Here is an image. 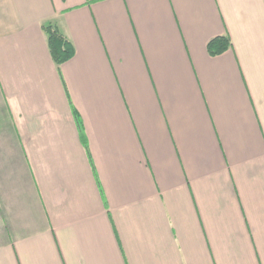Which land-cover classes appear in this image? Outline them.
<instances>
[{"label":"crops","instance_id":"0c3cea01","mask_svg":"<svg viewBox=\"0 0 264 264\" xmlns=\"http://www.w3.org/2000/svg\"><path fill=\"white\" fill-rule=\"evenodd\" d=\"M0 264H264V0H0Z\"/></svg>","mask_w":264,"mask_h":264},{"label":"trees","instance_id":"16d2710c","mask_svg":"<svg viewBox=\"0 0 264 264\" xmlns=\"http://www.w3.org/2000/svg\"><path fill=\"white\" fill-rule=\"evenodd\" d=\"M43 31L46 34L48 49L56 68L60 70L61 66L70 60L75 53V48L71 40L64 35L52 23L43 25ZM232 46L228 36H218L211 39L207 48L212 56L220 55L226 52Z\"/></svg>","mask_w":264,"mask_h":264}]
</instances>
